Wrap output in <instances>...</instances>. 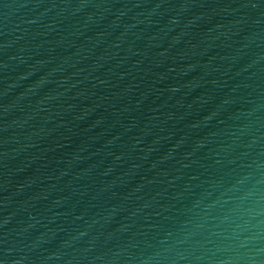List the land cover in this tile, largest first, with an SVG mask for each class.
<instances>
[{"label":"water","instance_id":"obj_1","mask_svg":"<svg viewBox=\"0 0 264 264\" xmlns=\"http://www.w3.org/2000/svg\"><path fill=\"white\" fill-rule=\"evenodd\" d=\"M0 264H264V0H0Z\"/></svg>","mask_w":264,"mask_h":264}]
</instances>
